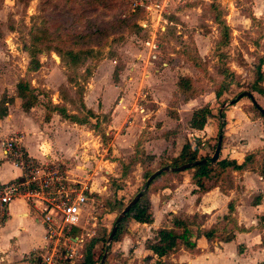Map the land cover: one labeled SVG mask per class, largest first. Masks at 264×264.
I'll use <instances>...</instances> for the list:
<instances>
[{"label":"rangeland","instance_id":"rangeland-1","mask_svg":"<svg viewBox=\"0 0 264 264\" xmlns=\"http://www.w3.org/2000/svg\"><path fill=\"white\" fill-rule=\"evenodd\" d=\"M148 1L159 3L164 0H0V100L9 99V95L10 99L13 98L14 86L21 78H26L38 93L36 108L31 111L33 117L38 119L39 116L44 117V107L48 113L50 103L55 105V100L60 97L71 99L74 93L78 100H68L66 105L69 111L72 107L78 110V105L71 104V101L79 102L83 90V96L94 91L93 97L90 95L88 100L94 98L93 103L98 102V108L103 95H110L106 100L110 106V115L119 98L124 97L127 108L135 106V117L146 122L142 123L140 118L134 120V134L138 135L146 127L144 142L157 141L163 137L168 142L165 148L168 153L171 148L173 150L169 144L172 139L174 142H181L182 138L187 139L192 134L187 131L189 114L199 106L208 105L212 117L207 119L202 132L195 134L200 138L193 137L199 142H192L200 145V150L207 148L205 155H208L220 134L223 136L221 144L228 152L227 155L232 150L234 155L240 152L244 149L246 137L241 134L244 130L235 114L243 113L251 119H255L256 114L249 112L251 102L247 97H241L233 105L229 102L236 100L238 94L248 92L255 103L264 108V0L216 1L222 13L221 20L228 28V42L220 47L216 46L219 28L207 10L210 0H166L162 21L155 25L161 54L154 63L146 64L142 51L144 38L137 22L145 18L142 5ZM31 39H35L38 46L42 47L36 55L40 68L34 73H26L29 59L25 49L30 47ZM65 51H78L79 60L74 66L67 63V57L61 58ZM259 62L261 79L257 80L255 66ZM225 70L232 75L226 79H231L233 84L225 87L216 98L214 92L222 88V72ZM180 76H187L192 82L191 95L194 96L187 101L176 92L175 84ZM78 113L82 115L81 112ZM171 113H175L176 119L171 118ZM221 113L224 117H220ZM125 117L113 122L116 128L114 130L119 134L127 127L123 120H128L126 123L132 120L126 113ZM166 119L172 122L164 124ZM169 127L170 130L165 132ZM106 131L108 132L107 129ZM75 134L82 142L91 140L88 143L89 152L77 154L71 160L61 159L57 162L69 172L71 179L79 175L76 168H82L81 165L95 169L93 177L96 184H102V177L105 175L101 161L107 155H113L112 150L109 148V154L103 149L95 135L85 136V128L79 127ZM248 136L253 138L254 132ZM258 141L263 139L257 138L256 142ZM150 142L148 153L159 147L153 154L156 160L150 163L145 161L142 167L129 163H132V159L129 160L132 157H129L132 145L123 143L120 146L124 152L121 157L125 158L127 165L126 176H108L105 194L100 197L92 196L82 212L78 224L80 228L73 234L74 237L83 236L80 253L86 241L96 235L99 228L104 227L106 237L109 235L108 230L110 231L116 214L107 212L104 200L114 195L126 205L138 192H146L142 179L143 169L156 170L158 163H166L165 158L168 156L162 154L165 149ZM81 143L79 142V146ZM86 156L91 158L86 159ZM256 159V164L252 167H256L255 171L258 172L259 158ZM167 177L163 176L158 181L164 182ZM256 177L252 174L247 176L251 188L249 190L254 191L248 199L260 194L262 184ZM234 182L239 187L242 178H235ZM206 185L210 186L211 183ZM155 190L150 189L148 196ZM242 200L246 201L245 196H242ZM163 219L161 226L165 225ZM134 234L138 238L134 239L125 252H121L122 244H113L109 251H105L110 246L106 242L102 245L98 243L96 250L101 251V256L104 260L107 258L109 264H140L138 258H133L134 242L143 241L147 232L135 228ZM79 260H75L74 264ZM101 263L102 259L99 264Z\"/></svg>","mask_w":264,"mask_h":264},{"label":"crops","instance_id":"crops-1","mask_svg":"<svg viewBox=\"0 0 264 264\" xmlns=\"http://www.w3.org/2000/svg\"><path fill=\"white\" fill-rule=\"evenodd\" d=\"M83 93L84 90L79 97V102H81L84 108L91 111L94 115H100V117L105 116L106 118L105 122H101L103 133L109 138L104 143L101 142L100 138L95 134L94 130H92L91 125L93 119L88 118L89 122L85 124H75L62 118L56 111L51 110L52 106L62 105L65 107V112L67 114L76 115L78 112H81L80 108L76 110V107H72L70 111L67 109L68 107L66 104H68V100H74V98L78 100L75 93L71 99L67 100L60 97L59 100H55V105L50 103V110H48V113L47 109H45L46 107H44L45 115L44 117L39 116L41 119L33 117L31 111L33 108H36L35 106L27 111L22 110V101L17 97L16 90L12 99H10L9 95V97H7L9 99L0 100V184L19 177V171L12 166L10 160L5 156L1 145L3 139L14 134L19 135L20 147L27 156L37 161L47 159L55 161L61 159L71 160L76 158L77 154H87L89 152L88 143L91 140L86 139L82 142V140L78 139V135L75 134V132L78 131L79 127L85 128V136H91V134L95 135V137L100 140L103 149L109 152V154L111 149L113 155H107V158L101 161L102 165H104L103 174L105 175L102 177L104 179L102 184H96V180L93 177L96 171L95 169L91 170L86 165H81L82 168H76L77 171H79V175L75 176L73 179L80 182L86 181L88 184V202L91 201L92 196L100 197L105 194L107 191L106 182L107 178H109L108 176L111 178L126 176L122 175L123 167L125 166V158L121 157L124 155V152L120 146H122L123 143L132 145L130 151L131 155H129V157H132H130L129 160L134 159V157H136V159L137 157L140 158V153L142 152L144 155L152 156L153 159L151 161L156 160L153 154H155L154 151L159 147L153 148V151L148 153L147 150H150L148 149L150 141L144 142L146 127H143L138 135L134 134V120L138 118L135 117L137 115H134L135 106L128 109L127 105H125L126 101L124 97H121L119 98L118 104L111 110L112 112L110 115V106L106 102V100L110 98V95H103L102 101L100 100L101 106L98 108L96 106L98 102H96V104L93 103L94 98L88 100L90 95L93 97L94 91L89 92V95L86 96H83ZM52 102H54V99ZM79 102L71 101V104L73 103L74 105L76 103L78 105L77 107H79ZM258 106L263 108L259 103ZM125 113L129 118H132V120H129L130 122L127 123L126 121L128 120H123L124 124H127V127L122 134H119L118 131L116 132V130H114L116 128L113 122H116L118 118H120V120H122V118H128L125 117ZM191 113L188 117L187 131L192 132V134L188 135L189 137H187V139L182 138L181 142L178 140L174 142V139H172L169 144L173 147V150L171 148L170 153L165 149L168 146V142H166L163 137L157 141H151L150 144L157 143L162 146V148L165 149L164 153H162L164 154L163 156L174 157L178 154L183 144L189 143L194 145L195 142L198 143L199 141H195L193 137L196 136L200 138L195 134L202 132V130H195L189 127ZM171 118L176 119V115L175 117L171 116ZM235 118L238 120V123H241V129L244 130L242 133L240 132L246 137L244 149H241V151L235 155V152L232 150L231 153L227 155L228 152L223 149V144H221L219 150L221 158L227 156V158L234 159L237 163H241L245 154L253 153L261 149L263 141H256L257 138L260 137L264 140V126L260 119H251L243 113L235 114ZM170 119H166L163 123H171L172 121ZM139 121L142 123L145 122V120L141 118ZM165 130V132H168L170 127ZM252 131L254 132L253 138L248 136ZM193 140L195 141L194 143L192 142ZM79 142H82L80 146ZM143 145L145 147H143ZM79 147L81 151L78 150ZM199 152L205 155L207 153V148L204 147L202 150H199ZM89 158H91V156H86V159ZM256 158H259L258 164L259 170H261L264 166V152ZM135 164L140 166L139 163ZM61 169H63L62 165ZM63 170L66 171L67 174L69 173L67 170ZM144 170L145 169H143V171ZM255 170L256 167H253L251 170H245L239 174L234 172L232 174L233 182L235 178L240 179V177L242 178V182L239 187L237 183L234 182L237 188L229 190L226 193L220 192L217 187H211L204 192L197 191L198 188L191 183V173L189 171H182L177 178L169 175L164 182L158 181L160 180V178H158L150 188L156 190L152 191L148 196L151 223L139 224L132 221L128 222L119 241L115 243L110 242V246H108L111 249V245L113 244H117L118 246L122 244V246H120L121 252H125L124 250L133 243L134 239L138 238V236L136 237L134 234L135 228L144 230L147 232L146 238L141 242L138 240L135 241V246L133 244V258H138L140 264H143V258L149 255V252L144 250V243L146 240L154 237L156 230L162 227H170L171 218L191 221L194 217L198 226L188 227L189 240L194 242V248L188 250L184 248L182 244L179 245L173 253L165 258V264H257L264 262V223H261L259 220V217L264 213V183ZM250 174H252V176L255 175V177L257 176L256 178L260 180L262 186L259 195H254V197L248 199L254 192H250V183L247 182V176H250ZM114 193L115 192H113V194ZM242 196H245L246 201L242 200ZM257 196H260V200L254 205L252 201ZM230 200L234 201V211L230 214L234 220V224L230 222L225 223L223 220V217L228 214L226 205ZM162 219L165 223L164 226H161L163 222ZM224 225L225 227L222 228ZM220 227L222 229L218 230L215 237L210 242L206 241L202 236L196 238L198 229L208 230L211 228L219 229ZM79 228L78 225V229L76 230H79ZM175 232L179 233L178 230H175ZM230 232L233 235V239L230 242H222L219 240L221 239V235ZM43 235V226L33 218L29 208L23 201L14 200L9 203L6 207L5 217L0 221V264H38V260L35 257L43 245ZM219 235L220 238L218 237ZM109 247L107 248L108 250ZM102 261L107 262V258Z\"/></svg>","mask_w":264,"mask_h":264},{"label":"trees","instance_id":"trees-1","mask_svg":"<svg viewBox=\"0 0 264 264\" xmlns=\"http://www.w3.org/2000/svg\"><path fill=\"white\" fill-rule=\"evenodd\" d=\"M217 0H210V4L207 7V10L211 13L212 20L214 24L219 28V39L216 42V46H225L228 42V28L226 25L223 23L221 20L222 18V13L220 11V8L218 4L216 3ZM253 18V17H252ZM30 47L25 49V52L27 54V57L29 59L28 61V67L26 70V73L29 72H35L39 68V61L36 59V55L42 50L38 46V42L34 39H31ZM44 47V46H43ZM80 52V51H79ZM78 53V51H77ZM77 53H74L72 51H65L62 52L61 58H68L70 65L74 66L76 62L79 60V53L77 56ZM260 62L259 65L255 66V72L257 73V80H260ZM31 65V66H30ZM223 76V83H221L220 86L222 88L216 92H214V97L218 98L221 94L222 91L225 89V87H229L232 85V81L227 80L226 78H231L232 75L228 71H223L222 72ZM227 80V81H226ZM66 81L70 83V80L66 78ZM176 92L178 95L182 96L185 101L192 99L194 95H191L192 93V82L191 79L187 76H180L177 78L176 81ZM15 90L17 97L20 98L22 101L21 103V108L23 111H27L30 108L36 106L37 104V95L38 93L35 92V89H33L29 82L27 81L26 78H21L17 81L15 84ZM239 95V94H238ZM240 99V98H239ZM238 99V100H239ZM237 100L234 101L236 103ZM80 110L82 115L78 114H67L65 112V107L62 105H55L52 106L51 110L56 111L58 115H60L62 118L65 120L75 123V124H85L88 123V118L93 119L92 123V130H94L95 134L100 138L101 142L104 143L107 141L109 138L104 135L103 130L101 128V122H105L106 118L105 116L100 115H94L91 111L86 110L84 106L79 102ZM233 105V104H232ZM262 110L261 106H259ZM249 112L255 113L256 118L260 119L262 125L264 126V116L261 115L257 109L250 104L249 107ZM172 116L175 117V113H171ZM101 119H100V118ZM211 110L208 105H202L199 106L198 108L194 109L191 113V117L189 120V127L195 130H202L204 127L207 119L211 118ZM220 117H224L223 113L220 114ZM255 118V119H256ZM264 132V131H263ZM220 135V134H219ZM221 137H223L221 135ZM217 139V137H216ZM222 139V138H221ZM216 144L215 143L211 146V151L208 155H202L199 152V145L197 146L196 144L191 145L189 143H185L182 145L180 151L178 154L174 157H166V163H158V170L161 167H178L180 165H184L187 163H194L195 161H200V160H206L205 163L198 164L195 166H192L189 169H186L184 171H189L191 173L190 180L193 185H195L198 189L197 191L199 192H204L207 189L211 187H217L220 192L226 193L229 190L237 188L233 182V173H241L242 171L245 170H251L253 167L252 165H255L256 163V157L259 156L264 152V140H263V145L261 149L256 150L253 153H247L244 155L242 162L237 163L234 159H229L227 156H223L222 158L220 157V150H219V155L217 159L213 162L210 163L208 161L211 153H213L214 147ZM221 148V144H220ZM153 159L152 156H147L144 155V153H140V158L132 159V163L129 162L131 165L135 163H139L140 166H143L145 164V161L150 162ZM138 160V161H135ZM127 168V165L123 167V172L122 175H126L125 169ZM156 170H147L145 169L142 174V179L143 182L145 183V180L148 178V176L156 171ZM180 172H167V173H160L158 176H156L147 186H146V192L141 193L140 198L137 200V202L129 208V210L124 214V216L121 218V220L116 224V231L111 239V243L118 242L121 235L123 234L125 230V226L127 225L128 222H135L139 224H149L151 223V213L149 210V200H148V193L150 188L152 187L153 183L158 179L163 176H174L178 177ZM258 176L264 183V166L261 170L258 171ZM210 182L211 185L207 186L206 184ZM140 193V192H138ZM131 200V199H130ZM129 200V201H130ZM260 200V196H257L253 199V204H257ZM104 205L105 209L107 212L110 213H115L117 215L121 212V210L124 208L125 205H123L122 201H119L116 199L114 195H112L110 198H106L104 200ZM227 216L223 217V220L225 223H232L234 224L233 218L230 216L231 213L234 211V201L230 200L227 205ZM114 218V220H115ZM259 220L261 223H264V213L259 217ZM114 224V221L112 223V226ZM170 227H162L159 228L158 230L155 231L154 237L152 239L146 240L144 243V250L149 252V255L143 258V264H165V258L173 253L179 245H183L184 248L188 250H192L195 246L194 242L189 240V232H188V227L189 226H198L196 224V221L193 220L188 221V220H181L179 218H171L170 220ZM225 225L222 227L224 228ZM221 227L219 229L216 228H211L208 230H199L196 233V238L202 236L206 241L210 242L213 240L215 237V234L218 232V230L222 229ZM235 228V227H234ZM111 230V229H110ZM175 230H178L179 233H176ZM240 230V229H238ZM77 231L76 229H73L71 231V236H73L74 232ZM108 232H110L108 230ZM107 232L104 227L99 228V231L97 232L96 235H92L84 244V247L81 251V259L79 260L78 263L76 264H99L100 259H101V251L98 253L96 250V246L98 243L101 245L106 242L107 239ZM220 238V235L218 236ZM233 239L232 233H226L225 235H221V240L222 242H230ZM108 248V247H107ZM105 248V250L107 249ZM102 249V248H101ZM110 250V247H109ZM108 250V251H109ZM98 253V254H97ZM101 264H109L106 261H104ZM257 264H264V262H260Z\"/></svg>","mask_w":264,"mask_h":264},{"label":"built area","instance_id":"built-area-1","mask_svg":"<svg viewBox=\"0 0 264 264\" xmlns=\"http://www.w3.org/2000/svg\"><path fill=\"white\" fill-rule=\"evenodd\" d=\"M166 3V0L148 1L142 5L146 16L137 26L144 38L142 51L146 64L154 63L161 54L155 25L162 21ZM19 138L14 134L1 142L5 156L19 171V177L0 184V221L9 203L23 201L44 230L43 245L35 257L38 264H74L81 258L79 250L84 240L82 235L74 237L70 233L78 228L87 206L88 184L69 178L57 161L29 158L20 147Z\"/></svg>","mask_w":264,"mask_h":264},{"label":"water","instance_id":"water-1","mask_svg":"<svg viewBox=\"0 0 264 264\" xmlns=\"http://www.w3.org/2000/svg\"><path fill=\"white\" fill-rule=\"evenodd\" d=\"M241 97H247L251 104L257 109V111L264 116V110H262L261 108H259V106L255 103L252 95L248 92H242L240 93L239 95H237L236 97V100H238L239 98ZM235 100L233 101H230L229 104L232 105L234 103ZM221 135H218L217 136V139H216V144H215V147H214V150H213V153L212 155L209 157L208 161L210 163H213L217 157H218V154H219V149H220V144H221ZM206 160H200V161H195L194 163H187V164H184V165H180L178 167H174V168H170V167H161L159 168L158 170L152 172L148 178L145 180V186H147L156 176H158L160 173H165V172H180V171H184L186 169H189L191 168L192 166H195V165H198V164H202V163H205ZM141 196V193H137L125 206L124 208L121 210V212L117 215V217L115 218L114 220V224L113 226L111 227V230L109 232V235L107 237V240H106V245H109V243L111 242V239L116 231V224L121 220V218L124 216V214L129 210L130 207H132L136 202L137 200L140 198ZM104 259V257H102V260Z\"/></svg>","mask_w":264,"mask_h":264}]
</instances>
